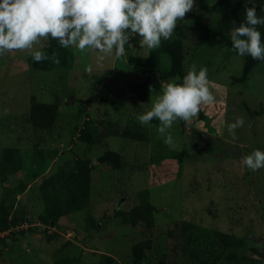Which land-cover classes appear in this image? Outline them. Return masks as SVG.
<instances>
[{
  "label": "rangeland",
  "instance_id": "374dc122",
  "mask_svg": "<svg viewBox=\"0 0 264 264\" xmlns=\"http://www.w3.org/2000/svg\"><path fill=\"white\" fill-rule=\"evenodd\" d=\"M207 3L211 4L212 0ZM194 8L178 21L176 27L182 31L183 39L186 36V67L175 77L179 76L182 81L192 64L198 68L206 67L215 102L202 106L191 122L177 121L169 129L172 140L164 143L165 147L186 154L179 164L162 153L164 147L158 141L155 126L152 123L141 125L137 119L150 109L152 99L160 94L162 85L175 77L161 82L152 76L146 103L137 101L125 89L130 81L145 79L128 61L129 56H145L150 50L141 44V37L138 47L129 39L124 56L113 53L103 61L97 60L100 53L79 52L69 47L70 67L67 70L33 71L26 62L27 51H14L0 57V149L19 145L37 135L24 120L31 95L51 102L57 93L62 106L66 101L68 103L63 106V112L68 116L80 108L79 115L70 119L69 124L65 122L66 118L59 117L53 129L39 135L43 143L61 150L46 174L52 173L62 161L78 156L90 159L95 165L90 171L88 204L99 228L96 232H86L84 211H77L59 217L57 225L44 226L47 228L45 236L57 231V237L50 241H46L40 232L20 233L14 229L13 244L10 240L13 235L0 234L6 245L0 251V264H50L53 251L64 242H67L65 253L81 257L78 264L92 262L96 259L92 254L98 253L109 254L116 264H127L129 247L138 237L137 232L119 225L111 215L114 208L125 210L132 205L135 193L141 189L149 192V200L157 208L153 215L156 225H169L181 219L214 227L244 237L247 246L255 245L264 253V168L253 172L243 164V157L253 150L264 151V64L255 65L247 79L238 83L231 80L240 74L242 60L238 55H227L225 49L205 42L195 56L189 58L196 33L189 26ZM126 34L129 38L133 36L131 32ZM45 45L46 41L42 40L34 45V49ZM68 94L72 98L65 100L64 96ZM245 107L250 111L260 110V113L251 116ZM237 117L244 119V125L235 130L233 137L227 125L235 122ZM83 122L88 126L93 124L103 134L111 128L121 129L125 124L137 123L146 130L147 140L132 141L108 135L97 145L88 146L76 139L79 131L73 130V126L81 129ZM70 131L73 132L71 142L68 141ZM103 144L117 151L125 165L111 169L97 164L95 157L103 150ZM153 150L155 155H163L156 163L150 161ZM16 180L14 177L12 183ZM32 205L33 212L42 208L40 201ZM159 242L163 246L162 241ZM24 249L28 255L22 261ZM156 253L157 248L153 254ZM253 256L257 258V264H264L260 256Z\"/></svg>",
  "mask_w": 264,
  "mask_h": 264
},
{
  "label": "trees",
  "instance_id": "16d2710c",
  "mask_svg": "<svg viewBox=\"0 0 264 264\" xmlns=\"http://www.w3.org/2000/svg\"><path fill=\"white\" fill-rule=\"evenodd\" d=\"M197 7L191 13L192 21L189 26L196 32L189 58L202 48L207 42L214 46L225 49L226 54L238 55L232 48L230 30L233 21L239 25L245 16V0H195ZM252 6L251 4L247 5ZM257 14L264 16V0H257ZM203 20H206L202 23ZM262 40H264V26L259 28ZM182 31L175 29L170 40H164L161 46L150 49L145 56H129L128 61L135 65L136 71L144 75L138 81H130L125 89L133 94V97L140 102L146 103L149 98L148 82L150 79L164 82L181 74L185 69L184 41ZM140 36L134 34L130 43L138 47ZM46 52L49 57L55 52L58 54L59 63L48 59L40 63L35 62L31 55L27 56L26 62L33 71L67 70L70 67V52L68 48H62L57 40L49 38L46 45L36 49ZM242 65L238 77H231V80L243 83L250 70L257 64L264 61L253 60L250 56H240ZM187 61V60H186ZM152 76H154L152 78ZM151 77V78H150ZM178 82H182L181 80ZM59 94H61L59 92ZM64 95V92L62 93ZM59 95L54 93L51 102H45L34 95L29 97L28 108L24 114L25 122L32 128L33 136L29 141L14 146H4L0 149V233L8 231L10 240L15 243V232L28 231L31 233L40 232L46 241L57 237V231L46 234V227L57 225L59 217L74 214L77 211H84V223L86 232L98 231L97 222L89 206L90 195V171L94 168L91 160L83 157H76L71 160L62 161L56 169L46 174L50 163L60 153V148L50 147L43 143L41 134L56 126L59 117L66 118L69 124L70 119L76 118L80 113L77 108L72 116L63 112V106H68L67 101L62 104L58 99ZM66 98H72L68 94ZM76 102V101H74ZM77 103V102H76ZM75 104V103H73ZM251 115L260 113V110L250 111ZM78 130L77 140L86 143L88 146L101 142V138L114 135L132 141L147 140L146 130L137 123L125 124L121 129L111 128L104 133L98 132L96 127L87 122ZM108 123V122H107ZM155 131L159 121L151 122ZM109 125V123H108ZM73 132L68 134V141L71 142ZM21 139V137L19 136ZM160 144L164 147L162 153L176 160L179 164L186 156L184 151L168 150L165 147V140L159 135ZM103 150L95 157L97 164H104L111 169H120L125 165L122 156L103 144ZM154 149V148H152ZM155 155L154 150L150 155L151 162H158L163 155ZM163 158V157H162ZM17 177L15 183H12ZM135 200L127 209L114 208L111 217L116 219L119 225L127 226L136 231L138 237L134 238L129 247V260L127 264H257V258L264 259L262 253L255 245L247 246L246 239L231 233L220 231L214 227H203L186 220H176L169 225H156L154 217L157 208L149 200V192L146 189L138 190L135 193ZM40 201L41 210L31 211L33 203ZM12 206V207H11ZM33 221L39 225L29 226L23 229L16 227L23 223L32 224ZM43 226V227H42ZM13 231V232H12ZM4 237V236H3ZM0 237V251L5 247L4 238ZM162 241L163 246L159 241ZM67 242L60 248L55 249L51 255L50 264H78L81 262L79 254L69 255L64 252ZM168 246V247H167ZM263 251H264V246ZM157 248V253L153 252ZM250 252V253H247ZM28 253L25 249L21 253V260L25 259ZM96 259L87 264H116L115 259L106 253L92 254Z\"/></svg>",
  "mask_w": 264,
  "mask_h": 264
},
{
  "label": "clouds",
  "instance_id": "9594fccd",
  "mask_svg": "<svg viewBox=\"0 0 264 264\" xmlns=\"http://www.w3.org/2000/svg\"><path fill=\"white\" fill-rule=\"evenodd\" d=\"M256 3L257 0H245L244 20L239 25L233 21L229 34L238 55L264 61V40L259 30L264 26V16L257 14ZM194 5L195 0H0V57L27 51L37 63L53 59L58 64L57 53L49 57L34 49V45L51 38L62 48L100 53L97 60L103 61L113 53L125 55L128 32L138 34L142 45L156 49L162 41L172 38L178 21ZM207 71L206 67L192 64L182 82L177 76L162 85L150 109L137 116L140 124L159 121L157 131L166 144L170 143L169 129L174 122H191L202 106L215 102ZM243 125L244 119L237 117L227 125L228 132L235 137V130ZM243 164L253 172L264 168V151L253 150L243 157ZM3 233L5 236L8 231Z\"/></svg>",
  "mask_w": 264,
  "mask_h": 264
},
{
  "label": "built area",
  "instance_id": "2783aa9c",
  "mask_svg": "<svg viewBox=\"0 0 264 264\" xmlns=\"http://www.w3.org/2000/svg\"><path fill=\"white\" fill-rule=\"evenodd\" d=\"M20 227H22V226H18V227H16V228H20ZM1 234V233H0Z\"/></svg>",
  "mask_w": 264,
  "mask_h": 264
}]
</instances>
